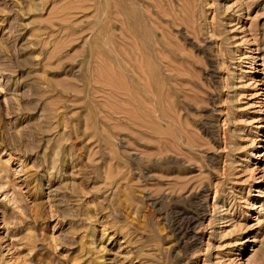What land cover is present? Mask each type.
Returning <instances> with one entry per match:
<instances>
[{"label":"rangeland","instance_id":"1","mask_svg":"<svg viewBox=\"0 0 264 264\" xmlns=\"http://www.w3.org/2000/svg\"><path fill=\"white\" fill-rule=\"evenodd\" d=\"M0 264H264V0H0Z\"/></svg>","mask_w":264,"mask_h":264},{"label":"bare ground","instance_id":"2","mask_svg":"<svg viewBox=\"0 0 264 264\" xmlns=\"http://www.w3.org/2000/svg\"><path fill=\"white\" fill-rule=\"evenodd\" d=\"M190 28V27H189ZM213 33V32H212ZM127 51V50H126ZM193 218V217H192ZM195 218V217H194ZM191 221V222H190ZM188 222H190V224L192 223V222H194V223H196L197 221H196V219H193V220H189ZM199 222V221H198ZM189 223H187V225H188ZM195 225V224H194ZM189 226V225H188ZM191 227V226H190ZM187 229V228H186Z\"/></svg>","mask_w":264,"mask_h":264}]
</instances>
